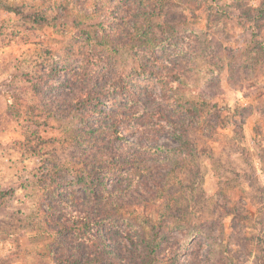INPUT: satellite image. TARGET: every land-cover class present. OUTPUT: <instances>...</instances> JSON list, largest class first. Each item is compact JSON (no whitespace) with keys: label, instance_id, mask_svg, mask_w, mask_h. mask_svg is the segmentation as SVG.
<instances>
[{"label":"rangeland","instance_id":"rangeland-1","mask_svg":"<svg viewBox=\"0 0 264 264\" xmlns=\"http://www.w3.org/2000/svg\"><path fill=\"white\" fill-rule=\"evenodd\" d=\"M0 264H264V0H0Z\"/></svg>","mask_w":264,"mask_h":264},{"label":"trees","instance_id":"trees-1","mask_svg":"<svg viewBox=\"0 0 264 264\" xmlns=\"http://www.w3.org/2000/svg\"><path fill=\"white\" fill-rule=\"evenodd\" d=\"M120 133V132H119ZM71 224L70 223H64V222H57V227H58V231H55V236H57V238L62 235V234H69L70 232L76 233L78 235H84L85 231H89L90 227L92 226V222L91 220H88V218L86 216H82L80 214L75 213V215H73L71 218ZM95 238V237H94ZM95 242V248L96 251H98V247L99 250L100 249H105V250H109L110 249V245L105 242L102 238H97L94 240ZM106 252V251H103ZM99 251L97 252V257H99Z\"/></svg>","mask_w":264,"mask_h":264}]
</instances>
